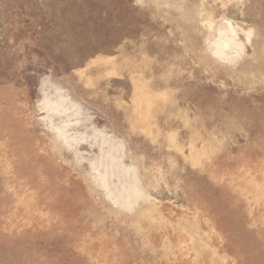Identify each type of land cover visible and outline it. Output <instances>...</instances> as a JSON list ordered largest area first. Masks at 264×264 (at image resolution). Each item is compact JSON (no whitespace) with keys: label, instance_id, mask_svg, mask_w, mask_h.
<instances>
[{"label":"rangeland","instance_id":"rangeland-1","mask_svg":"<svg viewBox=\"0 0 264 264\" xmlns=\"http://www.w3.org/2000/svg\"><path fill=\"white\" fill-rule=\"evenodd\" d=\"M0 264H264V0H0Z\"/></svg>","mask_w":264,"mask_h":264}]
</instances>
